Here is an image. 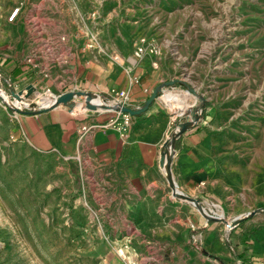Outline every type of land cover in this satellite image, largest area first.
I'll return each mask as SVG.
<instances>
[{"label": "rangeland", "instance_id": "374dc122", "mask_svg": "<svg viewBox=\"0 0 264 264\" xmlns=\"http://www.w3.org/2000/svg\"><path fill=\"white\" fill-rule=\"evenodd\" d=\"M80 58L131 75L149 67L160 83L180 80L206 98V212L193 205L232 227L264 211V0H0V264H126L131 253L133 264H175L189 235L196 260L216 263L200 251L213 253L202 229L188 235L183 220L167 225L164 217L156 232L134 236L107 230L90 166L40 151L23 135L16 108L46 105L38 94L83 90ZM29 85L20 102L14 93ZM172 87L181 86L166 93L179 91ZM103 97L114 103L111 92Z\"/></svg>", "mask_w": 264, "mask_h": 264}, {"label": "crops", "instance_id": "0c3cea01", "mask_svg": "<svg viewBox=\"0 0 264 264\" xmlns=\"http://www.w3.org/2000/svg\"><path fill=\"white\" fill-rule=\"evenodd\" d=\"M23 3L24 0H21L22 6ZM77 63L80 68L79 89L102 95L114 88L127 89L132 107L141 106L160 83L149 67H137L131 75L124 67L91 63L84 58ZM174 89H178L179 93L172 100H167V90H164L146 111L133 115L131 129L126 136L109 123L115 111L101 107L86 108L83 98L77 99L73 109L56 105L20 112L18 124L36 149L54 151L90 166L93 197L111 218L107 230L114 233L132 230L134 236L144 231L156 232L157 223L164 217H169L167 225L183 220L188 235L196 228L202 229L204 238L212 244L213 253L205 247L200 251L218 259L216 263L207 257L202 262L197 261L193 254L197 246L194 240L190 241L189 235V244L183 251L186 254L181 256L180 249L174 253L177 254L175 264H264V211L244 217L231 227L218 219L208 220L196 212L194 203H181L182 199L173 194L165 167L160 162L161 153L175 126L173 113L179 114L197 103V95L182 87L169 90ZM208 106L206 101L202 119L176 140L171 165L179 188L198 199L201 192L206 194L210 171L207 159L209 140L205 128ZM260 186L264 191V179ZM145 236L140 241L146 242L149 248L153 242ZM123 245L133 249L127 241ZM135 257L131 253L130 260L124 262L133 264ZM170 261L173 263V259L170 258Z\"/></svg>", "mask_w": 264, "mask_h": 264}, {"label": "water", "instance_id": "95a60500", "mask_svg": "<svg viewBox=\"0 0 264 264\" xmlns=\"http://www.w3.org/2000/svg\"><path fill=\"white\" fill-rule=\"evenodd\" d=\"M166 86H175V79L168 80L165 82H162L158 85H156L151 94L148 96V98L144 101V103L139 107H132L131 105H115L107 103L103 97V95L99 92L94 91H88V90H69L62 92L60 94L55 95V100L51 104L46 105H40V104H31L29 109L19 108L17 107L16 110L19 112H27L28 110H38V109H45L47 107L56 106V105H65L69 106L71 109L75 108L77 105V99H84L85 100V107L96 109L98 107L109 109V110H120L123 112H128L131 115H137L144 111H146L150 104L157 99L161 93L164 92ZM34 90L33 85L27 86V91L25 95H23L22 91H19L18 93H14V95L17 97V99L22 102L23 98L28 97ZM188 90L197 95V103H195L194 106L190 107L188 110L185 111V114L180 116L174 126V129L172 130L169 138L167 139L165 143V147L161 153V164L165 167V170L167 172L169 183L172 187L173 194L178 197H182L195 205H197L199 208L203 209L205 212L206 210L202 206L200 200L196 197H193L189 195L188 193L182 191L177 182L174 179V176L171 171V165L173 162V157L175 154V144L176 140L179 136H181L184 132L187 130L193 128L196 123H198L199 120L202 119L203 113H204V107L206 103V98L203 95L197 94V91L193 87H188ZM95 99H99V102L94 101ZM264 210V209H261ZM257 211H260L259 209H255L246 215L238 216L234 219L232 225H235L237 223H240L244 217L251 216L255 214ZM209 217L211 215L207 213ZM217 219V217H215Z\"/></svg>", "mask_w": 264, "mask_h": 264}, {"label": "built area", "instance_id": "2783aa9c", "mask_svg": "<svg viewBox=\"0 0 264 264\" xmlns=\"http://www.w3.org/2000/svg\"><path fill=\"white\" fill-rule=\"evenodd\" d=\"M19 11V8H15L12 12V16L11 18H13ZM155 49H153L152 51H154ZM144 52V47L143 46H139L137 47L135 54L136 56H141L142 53ZM113 94V101L115 105H130V93L127 89H119V90H115V89H111L110 91ZM111 103V102H110ZM115 111V115L109 120L110 125H113L114 127H116L123 136H126L129 134V131L131 129L132 126V119H133V115H131L128 112H123L120 110H113ZM185 111L181 112V113H173V123H176L177 119L184 115ZM85 129L87 127H84Z\"/></svg>", "mask_w": 264, "mask_h": 264}, {"label": "bare ground", "instance_id": "6f19581e", "mask_svg": "<svg viewBox=\"0 0 264 264\" xmlns=\"http://www.w3.org/2000/svg\"><path fill=\"white\" fill-rule=\"evenodd\" d=\"M37 92V91H36ZM178 93L179 92H173V91H170V92H168V93H166V96L165 97H167V100H172V98L174 97V96H176V95H178ZM39 95V98H38V102H40V103H42V104H47L48 102H50V101H52V100H55V94H53V93H50V92H46L45 94H38ZM37 95V96H38ZM181 98V97H180ZM175 99V98H174ZM173 99V100H174ZM183 99V98H182ZM185 100V99H184ZM187 100V99H186ZM94 101H96V102H99L100 100L99 99H95ZM177 101V100H176ZM179 101H180V99H179ZM181 102V101H180ZM179 102V103H180ZM172 103V102H171ZM174 103H175V101H174ZM173 103V104H174ZM172 104V105H173ZM170 105V104H169ZM182 105V104H181ZM174 107V106H173ZM175 107H177V106H175Z\"/></svg>", "mask_w": 264, "mask_h": 264}, {"label": "trees", "instance_id": "16d2710c", "mask_svg": "<svg viewBox=\"0 0 264 264\" xmlns=\"http://www.w3.org/2000/svg\"><path fill=\"white\" fill-rule=\"evenodd\" d=\"M175 85L183 87V86H185L186 84L183 83V81L177 80V81L175 82Z\"/></svg>", "mask_w": 264, "mask_h": 264}]
</instances>
